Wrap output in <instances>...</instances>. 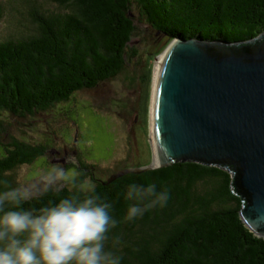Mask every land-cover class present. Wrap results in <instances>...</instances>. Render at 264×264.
<instances>
[{
	"label": "trees",
	"instance_id": "1",
	"mask_svg": "<svg viewBox=\"0 0 264 264\" xmlns=\"http://www.w3.org/2000/svg\"><path fill=\"white\" fill-rule=\"evenodd\" d=\"M133 3L167 46L175 39L229 47L264 42V0H31L33 28L0 40V119L3 113L21 118L46 111L117 76L136 29ZM4 12L0 0V20ZM0 132L5 134L1 120ZM46 151V145L24 140L0 142V181L17 187V168ZM77 167L63 188H46L21 207L38 210L58 203L90 179L89 188L106 199L117 221L107 234L106 250L119 256L120 264H264V238L241 218L244 198L231 160L175 163L118 176L135 166L107 179L94 176L95 166L78 161ZM133 183L169 189L166 205L126 220L136 203L125 199ZM6 190L0 183V192Z\"/></svg>",
	"mask_w": 264,
	"mask_h": 264
},
{
	"label": "water",
	"instance_id": "2",
	"mask_svg": "<svg viewBox=\"0 0 264 264\" xmlns=\"http://www.w3.org/2000/svg\"><path fill=\"white\" fill-rule=\"evenodd\" d=\"M151 122L157 164L118 176L231 160L244 198L241 218L264 238V42L171 41L154 78Z\"/></svg>",
	"mask_w": 264,
	"mask_h": 264
},
{
	"label": "rangeland",
	"instance_id": "3",
	"mask_svg": "<svg viewBox=\"0 0 264 264\" xmlns=\"http://www.w3.org/2000/svg\"><path fill=\"white\" fill-rule=\"evenodd\" d=\"M1 1L5 12L0 20V40L33 28L31 0ZM132 8L136 29L125 66L117 76L46 111L21 118L2 114L5 134L0 132L1 143L18 139L47 146L44 156L13 173L15 185L31 190L32 197L46 188H63L65 181L77 174L78 161L95 166L91 170L100 179L155 162L151 125L154 78L168 42L135 3ZM54 165L64 170L62 179L54 178ZM86 181L84 187L89 188L91 180Z\"/></svg>",
	"mask_w": 264,
	"mask_h": 264
},
{
	"label": "clouds",
	"instance_id": "4",
	"mask_svg": "<svg viewBox=\"0 0 264 264\" xmlns=\"http://www.w3.org/2000/svg\"><path fill=\"white\" fill-rule=\"evenodd\" d=\"M53 175L59 180L65 173L54 165ZM0 183L8 189L0 192V264H120L121 258L106 250L107 234L117 221L109 214L111 205L94 188L75 187L72 195L37 210L21 207L32 198L31 190L10 187L6 179ZM169 195V189L157 191L155 184H129L125 199L136 203L125 219L165 206ZM118 243L114 238L113 247Z\"/></svg>",
	"mask_w": 264,
	"mask_h": 264
},
{
	"label": "bare ground",
	"instance_id": "5",
	"mask_svg": "<svg viewBox=\"0 0 264 264\" xmlns=\"http://www.w3.org/2000/svg\"><path fill=\"white\" fill-rule=\"evenodd\" d=\"M159 63L160 61L157 63V72L158 73V69H159ZM157 78V77H156ZM152 133H153V130H152ZM153 143H154V135H153ZM154 151H155V159H154V164H157V161H158V155H157V150H156V146H155V143H154Z\"/></svg>",
	"mask_w": 264,
	"mask_h": 264
}]
</instances>
